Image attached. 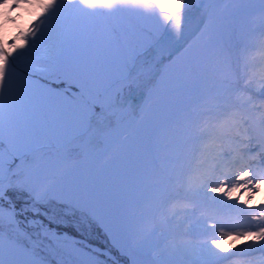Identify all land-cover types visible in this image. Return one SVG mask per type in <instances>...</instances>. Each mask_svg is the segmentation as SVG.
Segmentation results:
<instances>
[{"label": "snow or ice", "instance_id": "1", "mask_svg": "<svg viewBox=\"0 0 264 264\" xmlns=\"http://www.w3.org/2000/svg\"><path fill=\"white\" fill-rule=\"evenodd\" d=\"M246 11L264 20V0ZM190 18L186 0H0V264H109L70 235L85 220L125 249L147 246L157 229L204 236L171 245L190 264H251L264 254V198L250 204L264 185V82L213 83L201 93L204 111L193 110L213 122L190 114L181 136L169 137L179 98L209 79L213 25L198 53L163 74L150 53L171 38L169 28L183 37ZM140 21H152L159 38ZM49 77L76 90L53 91ZM237 91L250 93L242 104ZM191 140L199 146L189 151ZM18 193L28 206L18 208ZM52 203L62 207L58 217L46 210ZM131 203L148 206L151 231ZM226 228L249 240L220 249L217 238L233 235Z\"/></svg>", "mask_w": 264, "mask_h": 264}, {"label": "rangeland", "instance_id": "2", "mask_svg": "<svg viewBox=\"0 0 264 264\" xmlns=\"http://www.w3.org/2000/svg\"><path fill=\"white\" fill-rule=\"evenodd\" d=\"M186 2L192 3V7H193L194 2L192 0H186ZM222 2H223V4H222ZM249 5H250V0H224V1L223 0H220V1L217 0V2L216 1L211 2L206 7L207 13L206 14L204 13V16H203V18H205V22H204L202 28L200 29V32H198V34L195 36L196 37L195 40L194 41L191 40V38H193V37H191L190 40L186 43L185 47H183L179 51L169 50L170 52L165 51V53L162 52V53L158 54L156 56L155 60L151 64L154 66L158 65L160 68L159 70H160L161 74H163L164 69L167 66L171 65L172 62L174 60H176L178 57H181L182 55H185L188 52L198 53L202 49L205 41L208 38L207 27L210 24H212L213 25V36H214L215 50H216V52H219L218 47L222 50L223 56H225L224 60H226V65H227V60L229 59L228 55L231 53V49L234 48L235 44H239L240 42H247L249 40V38H251V36H253L252 32H254V30H255V28H253V26H254L253 23H254V21L257 22V20H254V18H253V16L256 15L255 13H249L248 11H246V9L249 7ZM12 14L13 15L15 14V10L13 11ZM191 14H192V9H191ZM259 18L260 17H258V19ZM139 23L144 29L151 32L155 38L159 34V32L156 31L152 21H140ZM258 25L260 26V28L263 27L262 24H258ZM262 30H263V28H262ZM14 34L15 33L13 31L12 35H14ZM261 38L264 39V32L262 33ZM182 40H185V39H182ZM258 52H261L262 59L264 60V49H262V51H258ZM234 58L235 59L230 60L229 68L235 69V67H236L238 69L236 72H238L239 76H240V80L234 81V83H233L234 86L235 85H243L248 81H255L257 83L264 82V64L263 65L261 64V62L264 63V61H260L259 63H257L255 61L250 60V59L247 60L245 54H242V58L239 56V60L237 59L238 55H235ZM214 59L215 60L218 59V55H216ZM159 79H160V77L158 76L157 80H159ZM154 83H155V81H154ZM207 87H211L209 83H206L200 89L199 92H193L188 96L180 97L179 98L180 102L176 105V110L178 112L177 117H182L183 120L187 119L186 117H188L189 114L187 112H182L181 111L182 107L191 98V96H193V95H199L200 96L201 93L204 92L205 88H207ZM249 95H250V93L247 96H249ZM196 97H198V96H196ZM144 99H147V89L144 90ZM144 99H141L139 97V94H137V103L139 105H142L144 103ZM232 99L234 101H236L234 98H232ZM246 100H247V97H246ZM138 111H139V108H137V112ZM112 119L115 120L116 118L112 117ZM137 119H138V117H137ZM183 128H185V127H183L181 122L178 120V123H176L174 125V131L169 133V137L170 138H176V137H178V135L181 136V134L179 133V130L183 129ZM175 129L178 131H175ZM128 142L129 143L132 142L131 138ZM197 146H199V145L195 140H191L187 144V148L189 151H191V149H193ZM16 162L19 163V161H16ZM119 164H120V160L117 159L116 161L113 162L112 166L114 167V166H117ZM259 192L260 191H258L255 194V196H253V198L250 200V204L255 205L256 203L258 204V202H260V200H259L260 199V193ZM16 195H19L22 197H27L26 194L18 193ZM245 198H247V197L245 195L241 194V199L243 200ZM252 202H254L255 204ZM52 204H54V203H52ZM52 204H48V205H52ZM24 207H26V206H24ZM45 207L49 213H51L57 217L62 212V207L59 204H58V206L53 208V210H50V208H48L49 206H47V205ZM167 207L170 208L171 205H168ZM43 210H45V209H43ZM129 210L135 217H137V221H141V220L145 219V218L141 219L142 215H143V217L148 216V219H150L152 221V225H153L152 229L155 227V225H156L155 219H153L148 214H146V213H148V206L147 205L137 206L134 203H131L129 205ZM184 215H185V213H181L180 218H183ZM197 215H199V212L197 213ZM28 216L30 218L31 213H29ZM214 222H215V220L208 221L209 224L214 223ZM187 226H188V222L186 221L184 226L181 227L178 230V232L183 233L184 229L187 228ZM100 227H101V229L103 228L102 225H100ZM75 230L80 232V233H83L82 235H86V236L88 235V236H91L93 238H95L97 236L98 239L106 240L105 236H107L106 238L110 242V238L106 234V231L104 229L103 230L105 232V235H103L104 233L102 234L100 232V229H98L96 227V224H89L87 220L78 224L77 228ZM225 231L233 233V235H228L225 237L231 236L234 238L235 233H236V229L226 228ZM185 236H187V237H185ZM180 237H183V239H185V240L187 239L188 240L187 242L191 245H192V241H195L197 244H199L202 240L205 239V237L201 236V235H182ZM237 237H239V236H236L235 238H237ZM167 238H169V236H167V237L161 236L160 230L158 229L156 231L155 236L152 238L151 242L147 246L140 247V248L136 247L139 251H141V255H136L135 257H132L131 261L134 264H184L185 260L187 259L189 261V264H190V258L186 257L185 254L183 252H181L180 250H174L173 247H171V245L168 243ZM112 245L115 246V249L121 253H126L129 250V249L122 248L118 245H114V244H112ZM154 248L156 251L164 253L163 255H165V257L163 259L160 258L162 260V263L160 262L158 256H153L150 254L151 250H153ZM109 264H113L111 262V260L109 261ZM251 264H264V260H259V261L251 260Z\"/></svg>", "mask_w": 264, "mask_h": 264}, {"label": "trees", "instance_id": "3", "mask_svg": "<svg viewBox=\"0 0 264 264\" xmlns=\"http://www.w3.org/2000/svg\"><path fill=\"white\" fill-rule=\"evenodd\" d=\"M65 2L67 3V0H65ZM258 15H254L253 18L254 20H257L258 19ZM256 22V21H254ZM255 26V25H254ZM246 44L247 42H240L239 44H235L234 48L231 49V53L228 55L229 58H232L235 59V55H236V52H238L239 49H242L241 50V57H242V54H247L249 51L246 50ZM219 49V52H217V55H218V59H214V62L212 64V70L208 73L209 75V79L207 81V83H215L217 81H227L228 79L231 80V78H233V75L236 76V67L235 69H230L229 68V62L231 59H228L227 60V65H226V60L222 59L224 58L223 56V52L222 50L218 47ZM247 51V52H246ZM220 56V57H219ZM219 61V62H218ZM49 79L52 81V83H50L48 85V87H50L53 91H58V92H64V91H69V92H74L76 90L75 86L73 87H68V84H63L61 85L60 84V80H57L55 77H49ZM61 79H63V77H61ZM69 84L72 83V82H68ZM57 85H60L59 87ZM198 96V97H196ZM201 96L199 95H193L191 96V98L186 102V104L182 107L183 111L182 112H187L188 114H192V120L193 121H196V117H200L198 115H195L193 114V110H198V111H204V109H200L199 106L200 104L204 103V101L200 98ZM211 105L209 104L208 105V108H207V111L210 110L211 108ZM200 118H207V116H203V117H200ZM177 120L179 121H183V118L182 117H177ZM186 122H188V120H185ZM174 131V130H173ZM16 203L18 206L20 207H24V206H28L29 205V201L27 199V197H22V196H19V195H16L14 197ZM49 206L48 208H50V210H53V208H55L56 206H58V204L54 203L52 205H47ZM43 211V209H42ZM137 223L139 224V226L142 228V229H145V230H148L150 231L151 228L153 227L152 225V221L149 220V219H143L141 221H137ZM96 227L98 229H100V232L105 235V232L103 230V228L101 229L100 225H97L96 224ZM70 232H73V233H76V234H83V233H80L78 231H76L75 229H69ZM86 236V235H85ZM87 239H89L90 241L92 242H95L97 244H100V245H103V246H107L109 247L111 250L114 251V253L121 257V258H124L126 259V261L129 263V264H134L131 259L132 257H135L136 255H141V251H139L136 247H132V248H128L129 250L126 252V253H121L120 254L117 252V250L115 249V246H113L109 241L108 239L106 238L107 236H105V239H98V237L96 236L95 238L91 237V236H86ZM168 240V243L170 245H176V244H179L180 242L172 239V238H167ZM182 252V251H181ZM151 255L153 256H158L160 262L162 263V260L165 255H163L164 253L162 252H158L155 250V248L153 250H151L150 252ZM60 257H55V259H59ZM106 258V257H104ZM161 258V259H160Z\"/></svg>", "mask_w": 264, "mask_h": 264}, {"label": "bare ground", "instance_id": "4", "mask_svg": "<svg viewBox=\"0 0 264 264\" xmlns=\"http://www.w3.org/2000/svg\"><path fill=\"white\" fill-rule=\"evenodd\" d=\"M190 4H191V9H192V3H190ZM193 5H194V3H193ZM188 26H189V22H188L187 26L183 28V32L187 31ZM175 35H177V34L174 32L172 34V37L175 36ZM259 191H260L259 192L260 193V199L259 200H261L262 198H264V185H262L260 187V190ZM252 203H254V202H252ZM252 230H254V229H252ZM248 240H249L248 237H237V238H233V237L230 236V237H227L225 239L224 238L217 239V243L219 244L220 249H233L236 246H239V245L244 244ZM258 255H264V254H259L258 253V254H255L254 256H258ZM220 264H233V262H231L230 260H224V261H221Z\"/></svg>", "mask_w": 264, "mask_h": 264}, {"label": "water", "instance_id": "5", "mask_svg": "<svg viewBox=\"0 0 264 264\" xmlns=\"http://www.w3.org/2000/svg\"><path fill=\"white\" fill-rule=\"evenodd\" d=\"M207 0H194V6H195V9H194V16L196 18H199L201 16V13L205 7V3H206ZM191 28L189 27L188 30H190ZM168 42H173L174 41V38H172L171 40H167ZM166 42V43H168ZM170 44V43H169ZM168 44V45H169ZM167 45V46H168ZM161 46V47H160ZM166 46H164V43H160L159 45V48H154L152 50V53L151 54H157V52H160L161 50H163ZM110 115V114H109ZM71 235V234H70ZM80 238L83 242H85L86 244H88L89 246H91L92 248H95L97 251H104L106 254H108L109 256H112V253L107 250L106 248H102V247H99L98 245H95V244H92V243H89L87 242L85 239L81 238V237H78ZM119 263L122 264V262L119 261Z\"/></svg>", "mask_w": 264, "mask_h": 264}]
</instances>
